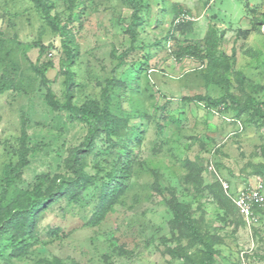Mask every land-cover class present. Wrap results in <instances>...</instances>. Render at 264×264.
<instances>
[{"label":"rangeland","instance_id":"374dc122","mask_svg":"<svg viewBox=\"0 0 264 264\" xmlns=\"http://www.w3.org/2000/svg\"><path fill=\"white\" fill-rule=\"evenodd\" d=\"M53 1V12L65 20L69 0ZM139 5L143 23L134 43L127 30L132 8L126 0H75L70 22L79 47L71 67L73 103L99 100L105 80L114 75L119 84L110 88L111 110L125 118L129 128H138L141 139L128 145L126 158L121 144L109 150L101 135L85 154L84 168L94 174L96 163L108 169L119 158L128 160L127 192L96 225L88 221L98 188L78 202L59 195L40 212L35 239L25 253L10 256V248L0 241V264H191L166 252V246L177 242L163 243V237L173 238L166 203L170 193L190 206L201 230L211 235L213 264H264V189L247 219L235 207L219 208L209 190L186 181L191 173L203 186L226 181L231 196L259 178L264 181L255 172L264 165V124L251 112L238 114L231 106L209 108L186 100L196 94L219 97L223 91L204 83L206 61L178 55L181 46L203 45L213 26L224 33L216 53L230 58V71L240 70L248 83L264 86V0H139ZM177 9L195 19L174 26ZM41 44L47 48L42 55ZM62 51L61 37L47 26L32 0H0V78L7 69L12 80V87L0 93V196L6 167L18 158L22 126L30 151L17 189L32 188L39 176L74 177L69 157L81 146L87 126L48 105L34 69L49 67L51 88L64 101ZM230 79L231 93L242 98L232 72ZM257 97L264 100V90ZM15 190L9 189L6 202ZM186 243L182 239L181 244ZM200 249L189 250L192 260Z\"/></svg>","mask_w":264,"mask_h":264},{"label":"trees","instance_id":"16d2710c","mask_svg":"<svg viewBox=\"0 0 264 264\" xmlns=\"http://www.w3.org/2000/svg\"><path fill=\"white\" fill-rule=\"evenodd\" d=\"M32 2L36 10L43 16L47 26L61 37L63 50L61 66L65 84L64 101H60L51 88V80L46 75L49 67L44 66L41 69L34 66L46 89L47 103L54 110H65L84 122L87 126V133L81 146L76 147L69 157V168L74 175L73 179L57 176L49 180L44 175L38 177V182L32 188L17 189V185L22 182V172L28 164L30 151L26 141L27 133L24 126H22L17 149L18 158L14 164H9L6 167L0 196V241L4 242L8 249L10 248V256H20L27 251V248L31 245V240L34 241L35 239L34 230L40 212L55 202L59 195H65L70 201L78 202L88 194L89 190L95 187L98 188L97 201L88 222L92 225L100 223L127 192L131 177V164L128 160L124 161L123 158L111 163L108 169L96 163V172L90 174L84 168L85 154L91 151L93 144L101 135H103L106 148L109 150L121 144L123 149L126 150L124 154L126 158L131 153V148L128 145L133 142L141 143L139 129L129 128L127 120L117 116L111 110L110 88L119 84L114 75H110L105 80L99 100L90 99L79 105L73 103L75 75L71 67L79 54L75 33L70 25L75 0H69V14L65 20L58 13L53 12V0H32ZM126 2L132 8L131 21L127 25V30L130 34L131 42L134 43L137 37V28L143 23V17L140 15L139 0H126ZM182 11L185 10L177 9L175 11L173 25L176 27L190 22L174 23L175 17ZM223 35V32L218 34L213 26H209L202 42L204 43L203 45L195 42L194 44L179 47L178 55L180 57L188 56L201 62L206 61L207 66L202 72L204 83L206 85H215L223 91V94L219 97H211L208 94H196L186 100L202 102L209 108L225 109L231 106L238 114L251 112L252 115L258 116L264 124V100L257 97L258 93L264 90V86L248 83L242 71H230V58L224 55H217L216 48ZM46 49L43 44L39 45L41 55ZM119 58H123V54ZM230 72L235 75V82L243 92L242 98L235 96L230 91ZM11 87L12 80L8 76V70L4 69L0 78V93ZM247 89L249 90L248 92H246ZM128 129H130L128 131L129 134L124 137L123 133ZM194 166L192 165L191 167L194 168ZM197 169L199 173L201 168L197 167ZM255 172L264 177V165H259ZM186 181L194 182L198 189L206 188L209 190L215 197L219 208L227 210L232 206L238 210L233 201V196L224 189L221 181L203 186L201 180L194 181L192 173L186 176ZM11 187H16V190L12 200L6 202V196ZM166 203L171 212L173 238L163 237V243L167 244L169 240L177 242L174 246H166V252L172 257L182 258L191 264H213L216 254L213 246L214 240L210 234L201 230L198 221L192 215L190 206L174 193L169 194ZM56 231L53 234L58 235V231L57 233ZM175 232H177V235ZM182 239L186 240V246L181 244ZM197 246H200L201 249L198 251L196 258L192 260L189 250ZM104 263L110 264L108 260H104ZM42 264L51 263L43 261Z\"/></svg>","mask_w":264,"mask_h":264},{"label":"built area","instance_id":"2783aa9c","mask_svg":"<svg viewBox=\"0 0 264 264\" xmlns=\"http://www.w3.org/2000/svg\"><path fill=\"white\" fill-rule=\"evenodd\" d=\"M195 18L188 12L182 11L175 19L174 23L178 24L186 21H193ZM224 189H228L229 185L226 181H222ZM264 189V181L259 178L251 186L239 189L233 195V201L237 206L240 214L249 219L253 216V207L262 198V192Z\"/></svg>","mask_w":264,"mask_h":264}]
</instances>
